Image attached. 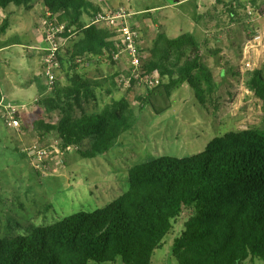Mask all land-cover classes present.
Returning <instances> with one entry per match:
<instances>
[{
  "label": "trees",
  "instance_id": "obj_1",
  "mask_svg": "<svg viewBox=\"0 0 264 264\" xmlns=\"http://www.w3.org/2000/svg\"><path fill=\"white\" fill-rule=\"evenodd\" d=\"M95 1L41 0L42 17H54L56 25H64L63 38L72 32H79L81 38L58 51L66 84L56 80L51 89L53 97L38 100L44 104L62 99L58 120L45 123L39 119L32 123L40 138L54 132L59 139L57 147L67 150L76 146L86 159L107 154L136 122L126 98L113 97L110 88L105 89L110 101L101 110H82V104L94 100L95 90H104L108 80L83 76L78 68L84 63L77 64L75 59L111 62L112 54L118 50L109 29L90 24L102 11ZM31 3L32 0H0V8L6 13L0 22V35L8 27L12 8L30 9ZM235 3L225 6L231 18L237 16L238 7H245L239 0ZM10 44L19 42L0 41V48ZM143 70L156 71L160 76L159 84L146 87L147 95L141 99L146 104L157 91L168 94L182 84L203 101L204 94L217 86L202 61L199 42L189 32L174 37L158 32ZM115 76L118 75L109 78L113 86ZM245 86L264 106L263 70L249 72ZM46 89L39 84L37 93L42 95ZM127 179L128 189L104 207L31 227L25 235L0 237V264H101L117 258L122 264H151L154 251L162 246L176 218L188 209H193L194 215L188 217L172 241V256L178 264L264 260V128L216 136L202 151L189 156L151 158L130 167Z\"/></svg>",
  "mask_w": 264,
  "mask_h": 264
},
{
  "label": "rangeland",
  "instance_id": "obj_2",
  "mask_svg": "<svg viewBox=\"0 0 264 264\" xmlns=\"http://www.w3.org/2000/svg\"><path fill=\"white\" fill-rule=\"evenodd\" d=\"M237 0H96L103 9L125 6L135 13L141 47L148 59L158 32L169 37L192 33L201 46L202 61L209 67L217 86L205 93L203 101L194 97L186 84L168 94L157 91L149 103L142 82L126 89L122 79L127 74V61L94 62L80 65L85 77L106 79L104 90H95V99L82 104L86 113L98 112L112 96L126 98L136 122L123 133L114 148L105 155L82 158L75 150L62 152L56 146V134L40 138L33 122L42 119L55 123L60 116L61 101L40 104L38 100L53 97L51 89L39 95L36 85L46 86L43 73V52L47 47L41 0H32L30 9H14L7 17L8 27L0 41L17 40L0 51V237L25 235L31 227L45 226L79 211L104 207L128 189L127 173L133 165L151 158L168 155L185 157L202 151L214 137L230 131L264 128V106L245 86L249 72L264 73V0H239L245 7L237 8L231 18L225 9ZM258 10H254V8ZM250 12V13H249ZM194 13L197 16L194 17ZM259 14V15H258ZM6 13L0 8V22ZM87 21V18H85ZM73 29H71L72 31ZM56 33L55 42L71 47L81 35L72 32L66 38ZM69 34V32H68ZM259 34V40L254 37ZM213 52V53H212ZM147 61V60H146ZM249 63L250 66L246 64ZM114 77L113 86L109 80ZM56 80L66 84L64 72L58 68ZM166 79L164 78L163 81ZM18 111V129L8 127L2 106ZM80 111L77 110V114ZM47 148L48 154L38 167L31 164L30 149ZM87 144H84L85 148ZM24 154V156H23ZM36 165V164H33ZM194 210L180 213L173 228L154 251L151 264H178L172 256V241L183 230V224ZM101 264H122L115 262ZM243 264H264L249 258Z\"/></svg>",
  "mask_w": 264,
  "mask_h": 264
},
{
  "label": "built area",
  "instance_id": "obj_3",
  "mask_svg": "<svg viewBox=\"0 0 264 264\" xmlns=\"http://www.w3.org/2000/svg\"><path fill=\"white\" fill-rule=\"evenodd\" d=\"M250 13V12H249ZM134 15L132 12L125 6H118L115 9L105 10L102 8L101 12H98L91 20L90 24H96L98 26L109 29L113 35L111 40L117 43L118 50L112 54L114 61H118L121 56L125 57L127 61V76L120 79L123 81V85L126 89L130 88L132 81L142 82L146 87L152 88L159 84L160 76L154 71L151 73L144 72L143 64L146 59V53L141 47L140 32L137 26L134 23ZM48 16V13H47ZM55 18L52 19H43L45 25L44 38L47 43V47L43 52V73L46 77L47 83L46 87L52 89L56 81V72L59 68V59L58 51L61 49V46L55 41L56 33H64V25H56ZM260 35L257 34L254 37V40H259ZM84 58H76L75 63L84 65H90L91 62H83ZM250 66L249 63L246 64ZM18 109L11 105L2 106V115L5 124L15 130L18 129ZM57 147V146H56ZM60 149L59 147H57ZM77 149L76 146L69 147L66 149H60L62 152ZM31 153V164L34 167H38V164H41L42 160L48 154L47 148H37L33 145L30 149H27ZM36 164V165H33Z\"/></svg>",
  "mask_w": 264,
  "mask_h": 264
},
{
  "label": "crops",
  "instance_id": "obj_4",
  "mask_svg": "<svg viewBox=\"0 0 264 264\" xmlns=\"http://www.w3.org/2000/svg\"><path fill=\"white\" fill-rule=\"evenodd\" d=\"M6 47V46H5ZM5 47H2V48H0V51L2 50V49H5ZM36 90H37V85H36ZM1 91V90H0ZM2 93V92H1ZM2 99H3V95H2ZM2 102V101H1ZM1 104V103H0Z\"/></svg>",
  "mask_w": 264,
  "mask_h": 264
}]
</instances>
